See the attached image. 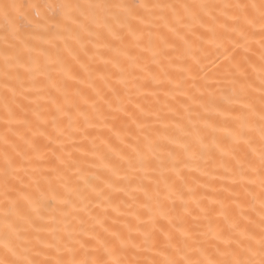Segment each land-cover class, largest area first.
Listing matches in <instances>:
<instances>
[{
  "label": "snow or ice",
  "instance_id": "obj_1",
  "mask_svg": "<svg viewBox=\"0 0 264 264\" xmlns=\"http://www.w3.org/2000/svg\"><path fill=\"white\" fill-rule=\"evenodd\" d=\"M0 24V264H264V0H3Z\"/></svg>",
  "mask_w": 264,
  "mask_h": 264
},
{
  "label": "bare ground",
  "instance_id": "obj_2",
  "mask_svg": "<svg viewBox=\"0 0 264 264\" xmlns=\"http://www.w3.org/2000/svg\"><path fill=\"white\" fill-rule=\"evenodd\" d=\"M0 2H3V0H0ZM17 2L28 3V2H36V0H17ZM73 2H76V0H73ZM78 2L87 3V2H90V0H78ZM108 2H111V0H108ZM137 2H140V0H137ZM151 2H165V3H185L186 2V3H195V2H200V0H151ZM211 2L227 3V2H229V0H211ZM232 2H235V0H232ZM0 28H2V24H0ZM145 42H147V41L145 40ZM99 67H100L101 70L103 69V65H100ZM42 86H43L42 82L38 83L36 85L37 88H40ZM81 87H85V86H81ZM96 87L100 88V89H103V91L107 92V88H105L104 85H103V82H101L99 80H97V82H96ZM117 87H120V86H117ZM142 91H151V88L149 87L147 89H143ZM85 94L88 95V96H93L92 90L91 89H87L86 87H85ZM121 94H123V92ZM109 95H111V94L109 93ZM47 96H48V94L46 92L42 93L41 97L38 100V103H32L31 104V107H30L29 112H28L29 117H31L32 110H43L45 107H47L49 109L51 108V105L48 103ZM37 99H38L37 96L35 94H33V95H29L26 100L23 97H20L16 101V103H20L21 101H23L24 104H29V102L35 101ZM179 99L182 102L183 98H179ZM154 100H155V98L151 97V96H149L147 98L141 96V97H138V98L134 99L133 103L134 104L135 103L148 104V103H152ZM160 102H161V105H163V103L165 102V98L162 95L160 97ZM129 110L130 111H134V109L131 106H129ZM164 111L166 112L167 109H165ZM44 119H49L50 120L51 116L46 113L45 116H44ZM115 123H116L117 126H119L120 121L117 120V121H115ZM3 124H4L3 97H2V94H0V136H2L4 131H5ZM110 126H111V124H110ZM47 129H48L49 132L52 131V126H51L50 123L48 124ZM20 131H25V129H20ZM97 132H98V130H96V129L90 130V137L97 135ZM103 134L104 135H108V133L106 131ZM28 135L31 136L32 133L29 132ZM76 139L80 140V137L77 136ZM38 142L41 143V144L46 143V141L43 138H39ZM0 150H2V149H0ZM41 167H45L46 168L47 165H42ZM122 198H125L123 193L114 194V200L116 202H119V200L122 199ZM94 203H95V201H94Z\"/></svg>",
  "mask_w": 264,
  "mask_h": 264
}]
</instances>
